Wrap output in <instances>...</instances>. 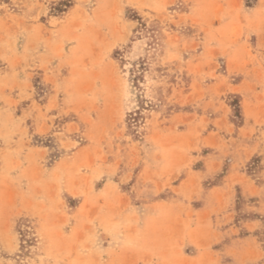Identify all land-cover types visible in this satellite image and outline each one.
I'll use <instances>...</instances> for the list:
<instances>
[{"label":"rangeland","instance_id":"rangeland-1","mask_svg":"<svg viewBox=\"0 0 264 264\" xmlns=\"http://www.w3.org/2000/svg\"><path fill=\"white\" fill-rule=\"evenodd\" d=\"M66 1L0 0V264H264V0Z\"/></svg>","mask_w":264,"mask_h":264},{"label":"trees","instance_id":"trees-1","mask_svg":"<svg viewBox=\"0 0 264 264\" xmlns=\"http://www.w3.org/2000/svg\"><path fill=\"white\" fill-rule=\"evenodd\" d=\"M71 5V0H67L66 3H64V8L69 7ZM132 20L138 21L142 26H145L147 28V22L144 21V19L137 14V12L133 11L128 16ZM157 22V21H156ZM152 29H147L148 32H150ZM137 31V29L135 30ZM155 39H157L155 37ZM117 53H120V51H117ZM150 69L149 65L145 63L144 59H140L139 62H135L133 64V67L129 70L130 72V80L132 81L133 85L140 91L143 90L142 82L144 81L146 72ZM140 94V93H139ZM233 110L235 112V115L238 116V113L240 112L239 103L233 104ZM145 107L141 103V100L139 101L138 109L135 111H131L127 113L126 116V126H127V132L133 136L135 139H141L145 129V114L143 113V109ZM169 109H173L170 107Z\"/></svg>","mask_w":264,"mask_h":264},{"label":"crops","instance_id":"crops-1","mask_svg":"<svg viewBox=\"0 0 264 264\" xmlns=\"http://www.w3.org/2000/svg\"><path fill=\"white\" fill-rule=\"evenodd\" d=\"M199 3H197L198 5ZM242 4V0H210V1H204L201 2L200 5H204V7H206L207 11H211V14H207L208 16H219L221 15L222 11H227L229 12V10H234L237 8H240ZM194 233V234H192ZM196 233H198V228H195L194 231L190 232V237H189V241L191 242V244H194L195 246H197L198 251L191 257H188L189 259H187L188 264H194L199 262V260L201 259H205V257L208 258V262L209 264H223L221 261H218L219 258L216 257L214 254L209 253V251H203L201 249H205L207 248L209 238H211V235L208 231L207 233V237L205 238V244H202V236L200 237V235H196ZM180 244H182L184 241L181 239L178 241ZM206 250V249H205ZM209 255V256H207ZM143 258V257H142ZM150 257H144L143 259H136V258H131L129 264H136V262L138 260H143L144 264H148ZM192 262V263H191ZM220 262V263H219ZM183 264H186L183 263Z\"/></svg>","mask_w":264,"mask_h":264}]
</instances>
